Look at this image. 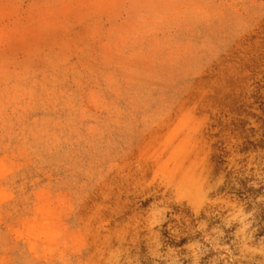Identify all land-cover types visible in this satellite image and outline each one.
<instances>
[{
	"label": "rangeland",
	"instance_id": "374dc122",
	"mask_svg": "<svg viewBox=\"0 0 264 264\" xmlns=\"http://www.w3.org/2000/svg\"><path fill=\"white\" fill-rule=\"evenodd\" d=\"M0 264H264V0H0Z\"/></svg>",
	"mask_w": 264,
	"mask_h": 264
}]
</instances>
